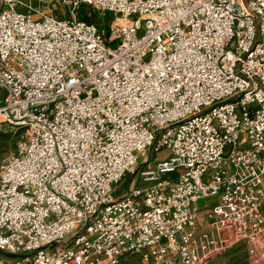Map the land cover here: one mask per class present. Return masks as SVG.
<instances>
[{"label": "built area", "instance_id": "1", "mask_svg": "<svg viewBox=\"0 0 264 264\" xmlns=\"http://www.w3.org/2000/svg\"><path fill=\"white\" fill-rule=\"evenodd\" d=\"M0 91V264H264V0H0Z\"/></svg>", "mask_w": 264, "mask_h": 264}, {"label": "rangeland", "instance_id": "2", "mask_svg": "<svg viewBox=\"0 0 264 264\" xmlns=\"http://www.w3.org/2000/svg\"><path fill=\"white\" fill-rule=\"evenodd\" d=\"M53 8H54V11L57 15H60L61 17H68L69 16V9L68 8H65L59 4H55L53 6ZM75 12L79 18L90 19L91 21L96 23L97 26L100 29L104 30L106 33L108 30V23L112 19V17L114 16V14L111 12L97 11V10H94L88 6H85V5L78 7L75 10ZM0 125H1V128H3L4 130L6 129V130L11 131V133H10L11 135H10L9 140H8V146H7L6 150H4L0 154V158H1V156L8 154V153L15 150L18 133L14 131L15 129L10 128L6 124L0 123ZM152 156L155 157V154H153ZM201 203H202V201L199 202V204H201ZM244 251H245V248H244ZM137 261H138L137 257L135 258L132 256L125 257L122 260L123 264H137ZM225 262H226V259H224L222 255H218L213 260H211L208 264H225Z\"/></svg>", "mask_w": 264, "mask_h": 264}, {"label": "trees", "instance_id": "3", "mask_svg": "<svg viewBox=\"0 0 264 264\" xmlns=\"http://www.w3.org/2000/svg\"><path fill=\"white\" fill-rule=\"evenodd\" d=\"M2 95L3 93L2 91H0V100L2 99ZM10 133L11 131L6 129L4 130L3 128H1L0 125V154L4 150H6L8 146V140L11 135ZM221 255L223 256L224 259H226L225 264H248L243 243L235 245L234 247L228 249Z\"/></svg>", "mask_w": 264, "mask_h": 264}, {"label": "water", "instance_id": "4", "mask_svg": "<svg viewBox=\"0 0 264 264\" xmlns=\"http://www.w3.org/2000/svg\"><path fill=\"white\" fill-rule=\"evenodd\" d=\"M0 256L3 257H14V255L0 251Z\"/></svg>", "mask_w": 264, "mask_h": 264}, {"label": "crops", "instance_id": "5", "mask_svg": "<svg viewBox=\"0 0 264 264\" xmlns=\"http://www.w3.org/2000/svg\"><path fill=\"white\" fill-rule=\"evenodd\" d=\"M120 264H123V262H121Z\"/></svg>", "mask_w": 264, "mask_h": 264}]
</instances>
